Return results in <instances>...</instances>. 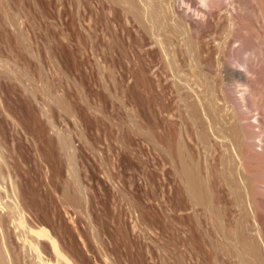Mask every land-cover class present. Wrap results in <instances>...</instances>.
I'll return each mask as SVG.
<instances>
[{
	"label": "rangeland",
	"instance_id": "1",
	"mask_svg": "<svg viewBox=\"0 0 264 264\" xmlns=\"http://www.w3.org/2000/svg\"><path fill=\"white\" fill-rule=\"evenodd\" d=\"M97 3L0 0L2 177L7 172L5 181L0 176V215L16 217L21 207L26 223L47 229L65 251L64 264H203L178 237L192 215L182 207L183 182L159 146L141 135L147 129L158 137L165 126L159 106L163 99L175 103L172 83L166 84L172 79L161 73L147 39L123 16L112 22L106 1ZM241 4L243 40L261 38L256 5ZM246 159L264 165V152ZM261 232L264 237V226ZM50 241L43 240V255L55 261Z\"/></svg>",
	"mask_w": 264,
	"mask_h": 264
},
{
	"label": "bare ground",
	"instance_id": "2",
	"mask_svg": "<svg viewBox=\"0 0 264 264\" xmlns=\"http://www.w3.org/2000/svg\"><path fill=\"white\" fill-rule=\"evenodd\" d=\"M96 1L100 4L98 7L105 1L109 4L111 17H108L112 22L123 16L147 39L158 56L161 73L165 72L172 79L169 82L165 76L166 84L172 83L174 105H171L172 98L168 100L170 104H163L166 100L163 98V101L157 100L162 101V105L161 102L158 104L161 112L166 114L165 126L161 125L158 137L153 133L148 135L147 129L141 135L152 145L159 146L163 158L174 165L183 182V191H180L185 192L187 205L182 207L192 215H189V222H181V230L178 228L181 244L189 247L193 259L202 258L203 264H264V237L261 234L264 211L258 205L259 197L261 200L264 197V165H249L247 159L250 156L246 159L248 152H264V76L259 75L263 58L258 52H262L259 48H264V0H250L257 7L262 25L261 38L256 35L257 38L249 42L248 36L247 42L243 40L244 36L239 32L243 25L237 22L236 8L239 6L236 4H241L242 0ZM124 29L129 35V29ZM117 44L112 45L115 48ZM167 87L161 89L167 92L164 90ZM138 124L135 123L140 128ZM2 165L1 177L4 173L1 172ZM79 189L77 193H80ZM2 196L0 194V200ZM179 206L177 210L182 209ZM13 207L12 211L16 209ZM19 209L20 213L14 211L16 217L6 211L3 212L6 218H3L0 212V264L67 262L65 251L55 240L50 241L49 231L26 223L25 212L21 207ZM8 223L17 236L16 248L13 247L15 242L11 241L13 237L10 239ZM185 233L192 238V243L188 242L190 238L187 239ZM196 234L206 244L205 250L200 248L199 238L198 243L195 242ZM43 240L51 242L55 261L43 255Z\"/></svg>",
	"mask_w": 264,
	"mask_h": 264
}]
</instances>
